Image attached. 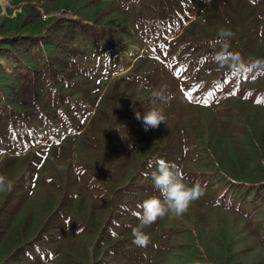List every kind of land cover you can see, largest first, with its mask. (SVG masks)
Wrapping results in <instances>:
<instances>
[{"label":"rangeland","instance_id":"obj_1","mask_svg":"<svg viewBox=\"0 0 264 264\" xmlns=\"http://www.w3.org/2000/svg\"><path fill=\"white\" fill-rule=\"evenodd\" d=\"M27 18L32 21L22 28ZM57 18L93 26L110 43L78 37L76 47L88 55L78 86L58 107L42 90L54 117L50 125L38 140L0 150V175L13 185L0 192V206L15 194L16 230L27 219L30 235L44 220V206L54 209L61 198L77 196L45 264H93L107 214L136 191L141 205L160 197L151 173L162 158L187 183L200 181L204 194L182 215L169 213L145 227L146 245L131 236L126 264H264V198L252 209L238 201L264 183V67H248L264 60V0H152L127 7L113 0H0V48L15 33L44 36ZM221 29L233 35L221 38ZM225 42L243 69L213 61ZM55 43L44 40L37 60L50 57ZM36 58L22 63L31 68ZM12 67L0 55L5 102L19 76ZM131 68L137 81L122 92L116 82ZM224 68L237 79L221 80ZM136 100H149L148 108L140 110ZM153 107L163 110V123L146 131L142 121L126 130L135 126L136 112ZM81 221L88 231L72 234ZM7 243H0V262Z\"/></svg>","mask_w":264,"mask_h":264},{"label":"trees","instance_id":"obj_2","mask_svg":"<svg viewBox=\"0 0 264 264\" xmlns=\"http://www.w3.org/2000/svg\"><path fill=\"white\" fill-rule=\"evenodd\" d=\"M48 4L56 0H40ZM122 7H127L133 3H149L152 0H113ZM45 20V19H44ZM32 20L28 18L21 23V27H26ZM97 41L108 39L101 32L98 33L93 26L84 24L77 19L57 18L45 28L44 36H29L15 33L5 48H0L1 57L13 65L11 68L17 70L19 76L16 77L17 85L12 92L8 102L0 98V150L13 146H20L28 142L38 140L41 131L50 125L51 118L48 116L47 104L43 100L42 90L50 93L51 103L59 105V100L71 95L74 88L78 86L79 74L83 72L87 54L79 50L75 45L77 38ZM56 40L53 54L43 61L37 60V52L44 40ZM26 56L36 58L32 67L22 63ZM21 69L28 72L22 73ZM219 78L233 77L227 69H219ZM14 75V74H13ZM255 74L254 81L257 80ZM134 69L131 68L129 74L116 83L124 92L125 88L131 87L137 80ZM253 78H250L252 80ZM119 88V89H120ZM153 99H151V102ZM3 103V104H1ZM149 100H136L134 106L143 109L148 108ZM54 106V107H55ZM58 107V106H57ZM139 111V110H138ZM60 114V110H58ZM141 114V113H140ZM67 116L66 114H63ZM142 116V114H141ZM135 126L130 124L127 131L133 132L137 127H141L142 120H137ZM252 186V193L248 198L239 199V205L251 208L257 205L264 198V183ZM243 185V184H241ZM249 187L245 188L247 191ZM138 192H134L131 200L122 202L115 211L107 214L103 223L98 227L95 244L96 257L93 264H126L127 261V241L131 238L132 230L140 222L141 203L133 198ZM77 196L63 197L56 204L54 209L43 207L45 213L39 225L35 226L28 235L26 229L27 219L21 224V229L13 226L16 216V197L14 193H9L0 206V243L7 239L8 249H5V256L0 264H45L53 258L54 243L62 235V226L68 222L66 216L75 203ZM102 207V204H98ZM101 211H103L101 209ZM76 230L72 234L78 235L88 231V225L84 222H76Z\"/></svg>","mask_w":264,"mask_h":264},{"label":"clouds","instance_id":"obj_3","mask_svg":"<svg viewBox=\"0 0 264 264\" xmlns=\"http://www.w3.org/2000/svg\"><path fill=\"white\" fill-rule=\"evenodd\" d=\"M232 35L233 33L230 30H220L221 38L231 37ZM228 49L229 45L226 42L223 43L220 51L212 57L213 61L221 66L231 64L233 67L243 69L244 65L241 63L238 54L230 52ZM248 67L250 69L264 67V60H256ZM156 95L163 99L161 93ZM136 119L143 121L144 128L147 131L149 128H157L164 122L165 116L162 109L153 107L142 116L139 112H136ZM151 179L154 187L159 190L160 197L152 196L145 199L141 205L140 224L132 230L134 243L139 246H144L148 242V236L143 231L145 227L169 213L176 216L182 215L187 211L191 202L204 194V186L200 181L187 183L182 171L175 164L162 158L155 162V171L151 173ZM12 187L11 181L0 175V192H10Z\"/></svg>","mask_w":264,"mask_h":264}]
</instances>
